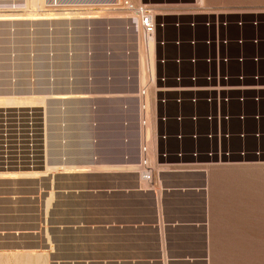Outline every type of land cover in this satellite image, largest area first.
<instances>
[{"label": "rangeland", "instance_id": "1", "mask_svg": "<svg viewBox=\"0 0 264 264\" xmlns=\"http://www.w3.org/2000/svg\"><path fill=\"white\" fill-rule=\"evenodd\" d=\"M22 1L0 0V92L2 95L8 92V95L37 92L35 94L47 96L45 104L31 106L45 107L48 113L45 166L64 169H50L48 172L44 166L34 171H0V181L18 182L23 178L29 181L26 187L13 188L14 192L27 193L38 200L40 211L43 209L40 195L44 193L46 214H50L61 193L59 188L62 187L57 185L63 173L82 175L101 172L96 170L105 168L96 166L105 162L107 154H119L123 139L129 143L135 141L133 133L122 132L123 127L130 131L136 126L144 128L148 149L144 158L153 163L155 155L151 162L149 152L158 140L155 133L158 129L156 88L150 86L153 74L149 67L150 54L142 38L138 15L126 10L123 4L119 6L110 2L106 6L89 7L54 5L40 12L23 11L21 7L16 11L7 8L8 5L20 6ZM123 1H130L136 7L144 2ZM202 6L203 11L219 13L226 18L262 23L260 34L264 36V0H205ZM193 11L196 10H189ZM157 13L165 12L159 8ZM37 14H77L84 17L73 20L76 24L69 26L66 19L51 20L43 16L45 20L41 17L37 20ZM27 16L33 20H28ZM135 18H138L137 23ZM262 50L264 52V46ZM152 55L156 71L154 48ZM71 88L93 91L92 99L65 100L59 96L61 100L56 98L57 95L49 98L52 90ZM15 106L21 105L3 107ZM128 156L132 158L133 151L128 152ZM81 163L86 166L82 167ZM91 163L95 167H91ZM225 165L231 164H218L214 181L212 217L215 248L212 263L264 264V161ZM138 167L149 171L142 164ZM28 173H47L46 187L39 185ZM66 180L68 185L71 181ZM2 181L0 194L9 188ZM38 186L40 190L46 189L40 192ZM29 191L34 193L30 195ZM72 206L77 213L84 210L79 200ZM49 229V226L40 223L39 231L34 233L35 238L47 241L40 247L18 240L10 247L0 248V264H52L54 245ZM24 233L18 231L17 235ZM70 240L74 244L77 237L68 240L72 244Z\"/></svg>", "mask_w": 264, "mask_h": 264}, {"label": "built area", "instance_id": "2", "mask_svg": "<svg viewBox=\"0 0 264 264\" xmlns=\"http://www.w3.org/2000/svg\"><path fill=\"white\" fill-rule=\"evenodd\" d=\"M169 4L180 10L172 22L157 13ZM123 7L138 15L141 32L154 42L157 158L170 156L173 139L181 157L215 165L264 161L262 23L203 11L198 0H144L137 7L124 1ZM47 119L45 107H0V171L45 166ZM142 165L150 171L148 159Z\"/></svg>", "mask_w": 264, "mask_h": 264}, {"label": "crops", "instance_id": "3", "mask_svg": "<svg viewBox=\"0 0 264 264\" xmlns=\"http://www.w3.org/2000/svg\"><path fill=\"white\" fill-rule=\"evenodd\" d=\"M175 8L172 4L160 7L171 22L177 18ZM122 132L133 133L135 141L123 139L119 154H107L105 162L96 166L105 170L60 176L72 182L59 188V197L72 195L61 200L60 228L73 227L62 240L75 252L74 262L213 264L212 211L218 165L179 156V143L172 139L167 158L158 159L156 146H151L149 158L152 162L155 155V160L149 166L152 177L148 179L150 171L137 169L145 157L144 128L136 126L130 131L123 127ZM155 133L158 137V131ZM171 133L176 135L179 129L173 127ZM130 151L132 158L128 156ZM233 165L236 163L225 166ZM76 200L84 209L79 213L72 208ZM76 237L74 244H69L68 240Z\"/></svg>", "mask_w": 264, "mask_h": 264}, {"label": "water", "instance_id": "4", "mask_svg": "<svg viewBox=\"0 0 264 264\" xmlns=\"http://www.w3.org/2000/svg\"><path fill=\"white\" fill-rule=\"evenodd\" d=\"M13 183V182H8ZM19 186H25L24 182L18 183ZM64 196H72L70 193L57 196V202L50 214H46L45 206L42 205V211L39 209L38 200L24 194L0 195V248L10 247L11 243H22L32 247H40L47 244L46 240L40 241L35 238L34 233L39 231L40 223L49 226V235L51 243L54 245L52 255V264H80L75 263V252L63 242V236L73 231V227L66 230L60 228L61 222V200ZM26 232L17 235V232ZM5 232L6 234H2Z\"/></svg>", "mask_w": 264, "mask_h": 264}, {"label": "bare ground", "instance_id": "5", "mask_svg": "<svg viewBox=\"0 0 264 264\" xmlns=\"http://www.w3.org/2000/svg\"><path fill=\"white\" fill-rule=\"evenodd\" d=\"M110 2H113V4L114 3H116V4H118V5H121V4H123V0H23L22 1V5H20L21 4V2L20 3H18L20 6H7V8L8 9H10L9 7H11V9L10 10H15L16 11V9L17 8H24L23 9V11H38V12H40V11H44L43 10V8H45V7H49V6H53L54 7V5L55 6H73V7H75V6H87V7H89V6H106V5H108V4H111ZM204 2H205V0H198V3H199V5H202V4H204ZM3 8V7H2ZM0 9H1V7H0ZM18 10H21V9H18ZM38 15V16H37ZM36 16H35V18L37 17V20L41 17H50V18H52L51 20H54L55 18H57V19H62V21L64 20V19H66L68 22L66 23L67 25H69V26H72V25H74V24H76V23H74V22H72L73 20H75L76 19V21H77V19H81V18H83L84 16H81V15H77V14H70V15H68V14H60V15H56V14H50V15H48V14H37ZM136 15V14H135ZM13 17V16H12ZM11 18V17H10ZM22 19H23V17H21ZM40 18V19H41ZM54 18V19H53ZM89 20L91 19L92 20V18L90 17V16H88L87 17ZM21 19V20H22ZM25 19H26V17H25ZM27 19L28 20H33L32 19V17H30L29 18V16H27ZM26 19V20H27ZM44 18H42L41 20H43ZM47 19V18H46ZM95 19V18H94ZM7 20V19H6ZM10 20H13V19H10ZM24 20V19H23ZM27 20V21H28ZM35 20V19H34ZM45 20V19H44ZM65 20V21H66ZM88 20V21H89ZM135 20H136V23L138 22V18H135ZM18 21V20H17ZM89 22H91V21H89ZM94 22V21H93ZM88 23V22H87ZM96 23V22H95ZM91 24H92V22H91ZM91 24H89V25H91ZM17 26V25H16ZM12 27V26H11ZM142 36V35H141ZM142 38H143V41H144V44H145V46H146V49H147V52H148V54H150V69H151V72L153 73L152 75H151V78H152V83L150 84V86H153V87H155V85H156V71H155V66H154V62H152V60H153V55H152V53H153V48H154V42L153 41H151V40H148L146 37H144V35L142 36ZM141 39V38H140ZM142 41V42H143ZM153 70V71H152ZM35 91V90H34ZM91 92V93H90ZM92 92L93 91H91V90H83V89H75V88H71V89H67V90H63V89H61V90H52V91H50V94H51V97H49L50 99H52V96L53 95H57L56 96V98H59V99H61L62 100V98H60L59 96H62L63 97V99H65V100H67V99H71V100H73L74 98H90L91 97V99H92ZM1 93V92H0ZM9 93V92H8ZM8 93H4V95H2L3 93H1L0 94V107L2 106H13V105H40V104H45L46 103V100H47V96L46 97H43L42 95H39V94H35V93H37V92H33V94H31L32 92H28V93H30L29 95H26V94H28V93H25V95H23L24 94V92H22L21 94L22 95H8ZM38 93H40V92H38ZM89 93V94H88ZM5 94H7V95H5ZM20 94V93H19ZM143 94V93H142ZM144 95L146 96V92L144 93ZM37 105V106H38ZM37 106H34V107H37ZM26 107V106H25ZM33 107V106H32ZM42 107V106H41ZM46 149H47V141H46ZM57 163V162H56ZM85 165V164H84ZM66 166V165H65ZM86 166V165H85ZM106 166V165H105ZM58 166H56V167H51V166H49L48 164L45 166V169H46V171H48L49 172V170L50 169H54V170H63L64 168H57ZM82 167H84V166H82ZM116 167V166H115ZM119 167V166H118ZM56 168V169H55ZM68 168V167H67ZM98 168V167H97ZM101 168H104V167H101ZM100 168V169H101ZM106 169V168H105ZM109 169V168H108ZM124 170V169H123ZM24 171V170H23ZM149 173V172H148ZM29 174V173H28ZM47 174V173H46ZM46 174H42V173H32V174H29V175H31V177L30 176H28V177H30V178H32V179H34V180H36V182H38V183H40L39 185H41L42 187L43 186H45L46 187V181H48V179H46V178H48V175H46ZM9 175V174H8ZM1 176V175H0ZM21 176V175H20ZM27 176V175H26ZM47 176V177H46ZM5 177V176H4ZM24 177V176H23ZM152 177V175H151V172H150V174H147V178L148 179H150ZM1 178V177H0ZM26 178V177H25ZM6 179V178H5ZM21 179H22V177H21ZM27 179V178H26ZM32 179H30V180H32ZM3 180V179H2ZM1 180V181H2ZM28 180H29V178H28ZM0 181V182H1ZM33 181V180H32ZM3 182V181H2ZM8 182H13V183H8ZM20 182H24L25 183V186H20V187H26L27 185H28V182L27 181H25L24 180V178H23V181H18V182H14V181H5V182H3V184H7L8 185V189L6 190V191H4L2 194H0V195H4V194H8L9 192H12L13 194H16L15 192H14V189L15 188H18L19 187V184L18 183H20ZM35 182V183H36ZM67 180L66 179H62V177L61 178H59V180H58V185L57 186H59V187H64L65 185H67ZM30 183V182H29ZM34 183V182H33ZM69 184H71V182H69L68 181V185ZM1 185H2V183H1ZM0 185V186H1ZM30 185V184H29ZM36 187H37V185H36ZM39 187V189L38 190H40V186H38ZM44 187V188H45ZM14 188V189H13ZM44 188L42 189V190H44ZM58 188V187H57ZM34 189V188H33ZM46 189V188H45ZM30 190V189H29ZM32 190V189H31ZM42 190H40V192H42ZM16 191V190H15ZM33 191V190H32ZM30 192V191H29ZM37 192V191H36ZM45 192V191H44ZM47 192V191H46ZM32 193H34V192H30V195L32 194ZM39 193V192H38ZM18 194H24V195H29V194H27V193H18ZM40 194V193H39ZM47 194V193H46ZM33 195H35V194H33ZM49 195V194H48ZM42 198H43V205L45 206V204H46V195L44 194V193H41V195H40ZM32 197V196H31ZM33 198V197H32ZM64 199V198H63ZM80 202V201H79ZM79 204V203H78ZM73 205V204H72ZM48 209V208H47ZM67 240V239H66ZM71 241H73V240H70V242ZM68 243V242H67ZM72 243V242H71ZM70 244V243H69ZM73 244V243H72Z\"/></svg>", "mask_w": 264, "mask_h": 264}]
</instances>
